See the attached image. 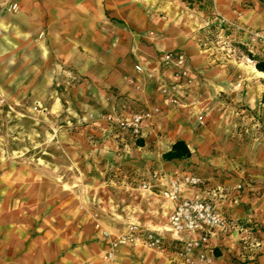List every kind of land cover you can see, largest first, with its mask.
Here are the masks:
<instances>
[{"label": "rangeland", "instance_id": "1", "mask_svg": "<svg viewBox=\"0 0 264 264\" xmlns=\"http://www.w3.org/2000/svg\"><path fill=\"white\" fill-rule=\"evenodd\" d=\"M179 1L186 22L198 25L183 42L194 43L189 49L195 55L189 67L185 60L181 77L162 61L152 73L131 62L137 76L125 69H80L73 54L48 45L41 22L21 19L19 6L8 0L0 4L2 212L10 209L9 179L30 175L36 183L45 180L51 194L88 211L104 240L113 229H123L117 220L129 213L144 230H155L159 226L152 223L159 224L162 212L143 185L155 175L181 170L213 179L238 197L233 211L247 239L235 242L229 252L217 249L219 263L255 261L248 257L264 241V71L256 67L264 62V37L254 34L264 36V25L226 19L215 0ZM260 1L256 18L264 20ZM141 112L155 117L144 139L113 121ZM175 138L185 140L191 156L166 162L160 156ZM8 231L3 229L0 240V264H23L9 250ZM121 248L154 252L132 256L127 264L181 263L175 244L166 239L159 248L122 246L112 259L106 256L108 244L102 264H116ZM205 264H214L213 259Z\"/></svg>", "mask_w": 264, "mask_h": 264}, {"label": "crops", "instance_id": "2", "mask_svg": "<svg viewBox=\"0 0 264 264\" xmlns=\"http://www.w3.org/2000/svg\"><path fill=\"white\" fill-rule=\"evenodd\" d=\"M4 1L6 0H0V4ZM8 1L19 6L18 16L21 19L41 22L48 45L58 53L73 54V61L78 63L80 69L103 68L111 71L125 69L129 74H135L131 65V62H134V65L145 69L146 73L151 72L152 68L157 72L164 54L168 52L183 54L188 67L189 57L195 55L194 49H189L193 48L194 43L183 42L188 36H192L198 25H193L192 20L186 22L179 0ZM215 1L218 12L228 20L249 27L264 25L262 18L260 20L256 18L260 0ZM245 1L247 5H244ZM182 24L184 25L181 28ZM182 32H186L184 39L180 36ZM184 46L188 49L187 55L183 50ZM92 76L94 78L96 74ZM104 76L108 78L107 71ZM123 78L125 77L120 75L118 81L124 82ZM130 115L113 118V121ZM154 118L153 115L150 120L143 123L142 135L137 139H144L147 136ZM151 130L154 131L153 128ZM178 140L185 142L182 138H175L165 152ZM162 155L160 157L163 159ZM186 175L196 176L181 170L168 171L163 175H155L144 183L151 186L146 191L152 198L156 197L155 200L159 201L157 209H161L162 212V217L160 215L158 219L159 224H152L159 226L155 227V230H159L171 242V235L165 228L175 203L164 200L161 191L167 187L169 181ZM12 177L14 178H10L8 183L10 209L6 212L0 210V240L4 238L3 229L8 228L9 250L16 255L15 259L25 262L23 264H82L86 261L102 264L104 249L108 247L109 239L104 240L98 235L96 223L88 211H82L76 205H71L51 194L46 181L42 178L36 183L32 181L33 176L30 175H22L23 178L18 175ZM203 179L205 182L203 186L182 190L181 198L208 199L223 216L236 224V227L227 233L215 231L211 236L207 255L213 259L214 264H220L217 249L231 251L238 240L247 239V231L240 226L239 214L233 211L239 201L233 189L230 191L229 188L218 185L213 179ZM239 188L240 185L234 190L238 191ZM1 207L6 206L0 202ZM138 220L131 213L124 219L120 218L117 222L124 227L122 230L113 229L115 232L112 236L125 231L128 224L142 226L143 223ZM254 242L251 243L253 248ZM256 245L251 252L253 255L248 257L255 261L249 264H264V254L259 255L264 252V241L257 242ZM145 254L152 257L154 252H147L142 248L134 250L121 248L116 255V264H127L132 256L137 258Z\"/></svg>", "mask_w": 264, "mask_h": 264}, {"label": "built area", "instance_id": "3", "mask_svg": "<svg viewBox=\"0 0 264 264\" xmlns=\"http://www.w3.org/2000/svg\"><path fill=\"white\" fill-rule=\"evenodd\" d=\"M255 37H264L262 34H254ZM162 62L174 68L175 75H186L184 71L185 56L178 52L164 54ZM175 102V101H174ZM152 112L131 114L115 120L119 129L138 138L142 135L143 123L150 120ZM111 119V118H110ZM204 179L186 175L180 179L168 182L166 188L161 191L164 200L175 203L168 216V225L165 231L171 235L172 243L177 249V257L182 264H205L211 261L207 255V249L211 236L215 231L229 232L236 224L223 216L215 204L208 199L181 198L182 190L196 188L204 185ZM150 185L144 184V189H150ZM215 196V195H214ZM187 237H184V236ZM109 238V251L107 259H112L118 248L122 246H147L159 248L167 238L159 230H144L137 224H128L125 231L107 236Z\"/></svg>", "mask_w": 264, "mask_h": 264}, {"label": "trees", "instance_id": "4", "mask_svg": "<svg viewBox=\"0 0 264 264\" xmlns=\"http://www.w3.org/2000/svg\"><path fill=\"white\" fill-rule=\"evenodd\" d=\"M183 1H187V0H183ZM256 67L259 71H264V62H259L256 65ZM190 156H191L190 149L187 147L186 143L182 140H178L175 143H173L169 151L165 152L162 155L165 161L185 160Z\"/></svg>", "mask_w": 264, "mask_h": 264}]
</instances>
